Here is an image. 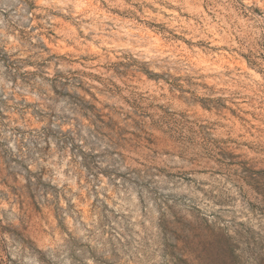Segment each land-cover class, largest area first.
<instances>
[{"label": "rangeland", "instance_id": "rangeland-1", "mask_svg": "<svg viewBox=\"0 0 264 264\" xmlns=\"http://www.w3.org/2000/svg\"><path fill=\"white\" fill-rule=\"evenodd\" d=\"M0 264H264V0H0Z\"/></svg>", "mask_w": 264, "mask_h": 264}]
</instances>
